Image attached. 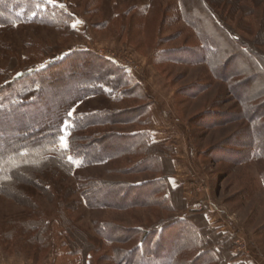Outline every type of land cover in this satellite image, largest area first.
<instances>
[{
    "label": "rangeland",
    "instance_id": "obj_1",
    "mask_svg": "<svg viewBox=\"0 0 264 264\" xmlns=\"http://www.w3.org/2000/svg\"><path fill=\"white\" fill-rule=\"evenodd\" d=\"M9 6L21 18L51 25L0 29V84L77 52L87 56L77 55L81 73L86 65L101 68L96 58L115 65L128 79L127 91L137 93L98 96L75 110L123 121L148 109L142 117L150 118L151 140L164 143L153 155L162 157L177 190L169 201L163 193L155 204L145 200L148 183L163 174L161 167L142 169L149 166L143 155L91 167L72 160L73 173L47 176L45 188L29 176L26 187L13 190L14 198L0 195V264H126L132 253L149 256L143 246L134 254L143 236L138 229L153 235L183 216L201 227L203 214L233 242L237 262L264 264V139L253 141L254 129L264 123L255 117L260 107L264 113V74L256 69L264 67V0H24ZM224 45L231 50L221 51ZM60 75L74 74L67 68ZM140 129L117 123L87 135H110L121 148ZM118 134L126 140L115 141ZM61 148H68L67 137ZM94 181L125 191L124 184L133 186L113 202L144 206L90 207L83 193ZM29 224L47 226L46 243L41 229ZM182 231L180 224L165 240L180 243ZM158 239L147 243L155 248ZM198 253L178 260L190 262Z\"/></svg>",
    "mask_w": 264,
    "mask_h": 264
},
{
    "label": "trees",
    "instance_id": "obj_2",
    "mask_svg": "<svg viewBox=\"0 0 264 264\" xmlns=\"http://www.w3.org/2000/svg\"><path fill=\"white\" fill-rule=\"evenodd\" d=\"M22 1L24 0H0V29L13 27L17 24L51 25L48 21L37 20V18L25 19L15 14L9 4L11 2L22 3ZM220 48L224 52L231 50L229 46L225 45ZM242 51L244 52L246 49H242ZM77 55L83 58L86 53L68 54L63 60L51 63L42 69H27L17 77H9L3 84H0V195L14 198L13 190L26 187L27 181L25 180H28L29 176L33 180L34 186L45 188L47 176L71 175L73 173L75 166L72 160H80L83 166L91 167L127 155H143L145 156V162H143L148 163L149 166H144L145 168L142 169L148 171L155 167H161L163 174L161 178L148 183V186L152 188L150 191L144 192L145 200L150 204H155L160 201L156 198L159 193H163L165 201L173 199V191L177 189L171 186L169 181L171 176L162 168L163 164L160 160L162 157L157 154L153 155L155 149L163 146L164 143L152 142L148 131L151 124L150 118L142 117L148 109L145 108L144 112L137 113L132 119L123 121L113 118L115 116L107 112L87 113L75 110L79 104L98 96L113 94L117 96V99H121L130 95L134 96L137 93L135 90L127 91L128 79L122 73L123 70L116 68L115 65L104 59L96 58L102 64L101 68L86 65L88 66L87 71L81 73L79 69L82 64H80V58ZM254 62V65L258 63L257 60ZM67 68L74 75L59 76V72ZM256 69L258 73L264 74V67L261 64L259 69L258 66ZM75 74L79 77L76 78ZM224 77H228V75H224ZM43 112L47 116L52 115V117L45 118L46 115L41 117ZM256 113L255 117L260 119L264 117L261 107L256 110ZM12 123L15 126H12ZM117 123L135 124L141 127L140 130L128 135L129 141H125V137L119 134L115 136V141H125V144L122 143L126 145L124 147L115 146L110 135H87L93 129ZM257 127L254 129L258 131V134L253 137L255 142L264 139V132H262L264 123H260ZM65 137L68 138V148L57 150L56 147L60 146ZM113 146L117 148H113ZM36 174L44 175L42 176L44 179L40 180L35 177ZM119 186L115 188L110 183L94 181L88 184L83 197L90 207L144 206L140 205L143 202L136 200L126 203L113 202L119 198L122 199L120 194L127 195L129 193L130 195L132 193L133 186L124 184V187H128L127 191L123 190L121 185ZM110 192L114 194V198L108 196ZM108 201L111 202L107 203ZM202 217L205 227H199L191 216H183L175 222L162 224L159 226V232H156L159 239L155 248H152L147 240L157 235H149L148 231L144 233L138 229L140 230L138 233L143 236L139 240L138 251L134 254H139V249L143 246L149 256L140 257L132 253L126 257V264H162V262L163 264H245L237 262L238 257L233 254V242L229 237L218 234L206 222L204 214ZM180 224H183V237L180 243L171 245L165 240V236ZM29 225L34 230L41 229L39 233L44 236L46 243L47 226L45 229V226ZM115 242L116 240H113V243ZM213 243H215L214 246H212ZM195 250H199V253L194 260L179 262L178 259L181 255L192 254ZM121 252L122 250H119L118 254H122ZM166 252L169 254L168 257H162L161 254ZM158 261L160 263H157Z\"/></svg>",
    "mask_w": 264,
    "mask_h": 264
},
{
    "label": "built area",
    "instance_id": "obj_3",
    "mask_svg": "<svg viewBox=\"0 0 264 264\" xmlns=\"http://www.w3.org/2000/svg\"><path fill=\"white\" fill-rule=\"evenodd\" d=\"M127 66L133 69V66H131L130 64H127Z\"/></svg>",
    "mask_w": 264,
    "mask_h": 264
},
{
    "label": "crops",
    "instance_id": "obj_4",
    "mask_svg": "<svg viewBox=\"0 0 264 264\" xmlns=\"http://www.w3.org/2000/svg\"><path fill=\"white\" fill-rule=\"evenodd\" d=\"M174 187H175V189H177V187H176V186H174ZM174 187H173V188H174Z\"/></svg>",
    "mask_w": 264,
    "mask_h": 264
}]
</instances>
